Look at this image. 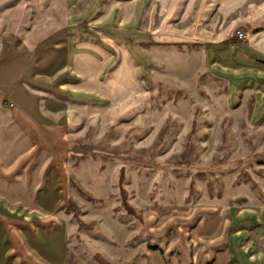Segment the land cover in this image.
Returning a JSON list of instances; mask_svg holds the SVG:
<instances>
[{
  "label": "rangeland",
  "instance_id": "374dc122",
  "mask_svg": "<svg viewBox=\"0 0 264 264\" xmlns=\"http://www.w3.org/2000/svg\"><path fill=\"white\" fill-rule=\"evenodd\" d=\"M36 1L0 0V30L17 24L28 36L32 24L17 19ZM147 26L137 60L145 105L69 131L56 212L66 264H214L229 250V211H246L247 227L259 224L251 211L264 210V101L226 98L205 52L206 43L247 45L263 32L264 0H151ZM231 58L221 52L219 61ZM255 229L242 245L249 254Z\"/></svg>",
  "mask_w": 264,
  "mask_h": 264
},
{
  "label": "crops",
  "instance_id": "0c3cea01",
  "mask_svg": "<svg viewBox=\"0 0 264 264\" xmlns=\"http://www.w3.org/2000/svg\"><path fill=\"white\" fill-rule=\"evenodd\" d=\"M46 2L44 18L40 0L32 16L18 17L32 24L28 36L17 24L0 30V264H66L56 212L66 199L69 131L127 119L149 98L137 60L151 39V0ZM210 45L205 52L211 71L225 80V97L263 102L264 31L247 45ZM221 52L234 60L221 63ZM257 210L249 215L259 223L249 224L256 227L252 253L242 248L247 213L231 209L229 250L214 264H264V210Z\"/></svg>",
  "mask_w": 264,
  "mask_h": 264
},
{
  "label": "built area",
  "instance_id": "2783aa9c",
  "mask_svg": "<svg viewBox=\"0 0 264 264\" xmlns=\"http://www.w3.org/2000/svg\"><path fill=\"white\" fill-rule=\"evenodd\" d=\"M237 36H238V38H239L240 40H245V39H246L245 34L242 33V32H238V33H237Z\"/></svg>",
  "mask_w": 264,
  "mask_h": 264
}]
</instances>
